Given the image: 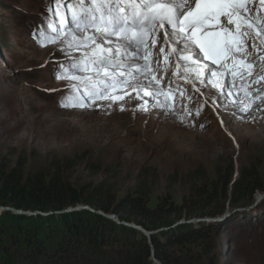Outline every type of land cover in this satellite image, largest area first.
<instances>
[{"label":"rangeland","instance_id":"obj_1","mask_svg":"<svg viewBox=\"0 0 264 264\" xmlns=\"http://www.w3.org/2000/svg\"><path fill=\"white\" fill-rule=\"evenodd\" d=\"M50 6L49 0H0V169L19 167L27 177L57 163L74 185H96L107 178L118 196L139 183L142 170L149 176L151 206L166 197L181 204L190 194L187 174L200 166L220 188L231 165L233 180L242 169L254 172L263 189L240 203H230L221 196L216 204L220 214L194 218L214 220L192 222L196 226L201 223L212 226L204 236L182 245H168L166 249L186 264H264V99L254 100L248 111L241 112L234 103L243 98L238 82L230 85L233 102H229V98L210 85L195 92L191 84L185 85L181 80V88L186 90V97L191 96V101L181 99L177 91L174 114L151 107L153 101L146 96L143 99L149 102L147 111L140 108L143 100L128 99L127 95L115 103L98 100L88 108L62 107L61 100L74 95L69 80L57 78L60 65L67 64L68 58L58 50V44L42 47L37 42L39 29L46 26L50 17L47 10ZM170 63L173 67L161 85L166 90L175 67L171 58ZM160 65L162 69L163 57ZM255 71L260 68L257 66ZM79 92L82 94L83 89ZM174 172L176 180H169ZM1 207L0 264H8L9 260L33 264L21 254L27 243L23 235L15 229L11 233L7 227L13 221L12 214L19 217L39 214H21L14 208ZM67 210H89L127 225L115 214L95 211L84 204ZM187 221V218L175 221L171 230L188 224ZM90 222L92 226L99 225L96 219ZM61 226L58 224V229ZM48 227L46 223L39 227L43 239L51 233ZM54 234L44 251L37 253L34 264H113L118 257L120 264H125L124 253L131 250L121 245L123 235L117 239L113 236L97 247L84 235L69 241L67 236L62 259L56 255V248L47 251L50 243L57 242ZM147 237L152 247L150 264H163L154 255L153 239Z\"/></svg>","mask_w":264,"mask_h":264},{"label":"snow or ice","instance_id":"obj_2","mask_svg":"<svg viewBox=\"0 0 264 264\" xmlns=\"http://www.w3.org/2000/svg\"><path fill=\"white\" fill-rule=\"evenodd\" d=\"M49 3L50 17L39 29L37 42L42 47L58 44L68 58L67 64L60 65L57 78L69 80L74 95L61 100L62 107L88 108L98 100L115 103L127 95L143 100L140 108L147 111L146 96L153 101L151 107L174 114L177 91L181 99L191 101L181 80L195 92L210 85L229 102H233L230 85L238 82L243 98L234 103L241 112L248 111L254 100L264 99V0ZM170 58L175 67L166 90L161 85L173 67Z\"/></svg>","mask_w":264,"mask_h":264},{"label":"trees","instance_id":"obj_3","mask_svg":"<svg viewBox=\"0 0 264 264\" xmlns=\"http://www.w3.org/2000/svg\"><path fill=\"white\" fill-rule=\"evenodd\" d=\"M233 174L234 167L231 165L227 175L223 178V187L220 188L209 180L204 167H197L187 174L190 194L183 199L181 204L171 202L166 197L155 206H151L149 202L152 190L149 176L142 170L139 183L132 190L118 196L114 191L113 183L107 178L96 185L81 187L74 185L66 179L63 168L57 163L48 170L39 171L27 177H24L19 167H13L7 171L0 169V206L25 212H38L37 217H19L12 214L10 218L13 221L7 227L11 229V233L15 229L23 235L27 243L21 254L33 264L37 262V253L44 251L54 231L58 234H54L57 242L50 243L47 251L56 248V255H60L62 259L65 256L63 250L67 248V236L69 241L84 235L88 242L97 247L105 241H110L113 236L117 239V236L123 235L124 242L121 245L131 247L129 253H124L125 264H150L153 259H151L152 247L147 242L148 237L133 225L141 226L150 232L169 228L170 230L163 229L151 235L153 244L156 246L154 255L163 264H186L180 257L171 256L166 249L167 246L182 245L187 241L195 240V237L200 238L212 226L206 223L197 226L188 223L171 230L175 221L182 218L190 220L201 216L218 215L221 209H216V204L221 196H224L230 203H240L241 200L252 198L256 190L263 189L254 172L242 169L240 176L234 180ZM173 178L176 180L177 172L170 175L168 179ZM78 204L87 205L95 211L115 214L127 225L117 223L89 210L61 212L69 207H76ZM48 212L51 214H44ZM28 218L31 220L28 221ZM22 219H24L23 224ZM90 219H96L99 225L92 226ZM45 223L48 224L51 233L43 239L39 235V227ZM58 224L62 225L59 229ZM118 258L112 261L113 264H120ZM7 262L15 264L13 260ZM61 264L64 263L61 262Z\"/></svg>","mask_w":264,"mask_h":264},{"label":"water","instance_id":"obj_4","mask_svg":"<svg viewBox=\"0 0 264 264\" xmlns=\"http://www.w3.org/2000/svg\"><path fill=\"white\" fill-rule=\"evenodd\" d=\"M2 209H8V208H6V207H1ZM239 210V209H238ZM68 211H70V210H67V209H65V210H63V211H61V212H68ZM16 213H21V214H38V212H25L24 211V213H22V211L21 210H16ZM60 213V212H59ZM44 214H51V212H48V213H44ZM212 221V220H214V219H190V220H188L187 221V223H192V222H202V221ZM178 224H180V223H178ZM177 224V225H178ZM137 226V225H136ZM137 227H139L141 230H143L144 231V233L147 235V236H151L152 234H154V233H156V232H158V231H154V232H150V231H147V230H145L144 228H142L141 226H137ZM173 227H175V226H173ZM165 229V228H164ZM161 230H163V229H161ZM161 230H159V231H161Z\"/></svg>","mask_w":264,"mask_h":264},{"label":"bare ground","instance_id":"obj_5","mask_svg":"<svg viewBox=\"0 0 264 264\" xmlns=\"http://www.w3.org/2000/svg\"><path fill=\"white\" fill-rule=\"evenodd\" d=\"M158 51V48H157V50H156V52ZM161 58V57H160ZM142 63H143V61H142ZM140 105V104H139ZM141 230V229H140ZM142 231V230H141ZM143 232V231H142Z\"/></svg>","mask_w":264,"mask_h":264}]
</instances>
